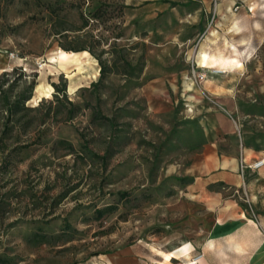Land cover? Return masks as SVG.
<instances>
[{"label": "rangeland", "instance_id": "374dc122", "mask_svg": "<svg viewBox=\"0 0 264 264\" xmlns=\"http://www.w3.org/2000/svg\"><path fill=\"white\" fill-rule=\"evenodd\" d=\"M0 77L36 81L0 122V264H264V0H0ZM211 197L253 222L199 233Z\"/></svg>", "mask_w": 264, "mask_h": 264}, {"label": "crops", "instance_id": "0c3cea01", "mask_svg": "<svg viewBox=\"0 0 264 264\" xmlns=\"http://www.w3.org/2000/svg\"><path fill=\"white\" fill-rule=\"evenodd\" d=\"M175 74L177 73L171 72L166 76L150 80L144 85V90L147 91L149 89L168 88V84L172 86ZM203 122V125L205 127L204 134L206 140L212 145H216L222 134H233V132L235 131L233 123L227 117H224L220 114H210L206 116V118H204ZM200 179L203 180V178L201 177L195 180V186H193L192 189L193 192H195V194L199 196L204 195V193H206L205 187L203 188L201 186L202 181H199ZM207 179L212 183L224 181L229 184H234L238 180V176L233 170L226 171L222 169L221 171L212 174ZM216 199L217 197L208 198L207 202H212V206H208L209 210L207 209L202 210L200 212H196L195 204L193 203H186L184 206L181 207V209H183L181 211L189 214L188 224L191 225L194 229H196V231H198L199 233L205 232L208 234L215 232L218 234L222 233L221 229H226L227 233H232L236 228L244 227L253 222L252 219H249L246 214L242 211L240 212L239 210H237L235 214L234 211L228 213L222 208L218 209V202L216 201ZM213 207L217 208H215V210L212 212L210 209H214Z\"/></svg>", "mask_w": 264, "mask_h": 264}, {"label": "trees", "instance_id": "16d2710c", "mask_svg": "<svg viewBox=\"0 0 264 264\" xmlns=\"http://www.w3.org/2000/svg\"><path fill=\"white\" fill-rule=\"evenodd\" d=\"M64 52L67 53H76L74 51H69L68 49L65 50L63 49ZM87 52V51H85ZM104 67L102 66L103 70ZM7 74L4 73L3 76H5ZM2 76V77H3ZM95 84V83H93ZM36 86V81H32L29 86H27L26 89H24L22 92H20L18 95L15 96V98H13V93H12V89L11 87L8 89H4L3 88V83L1 81V77H0V122L2 120V118L8 117L7 122L5 123V129H7L9 127V122H15V120L12 117H15L19 112H21L23 109L24 110H28L31 109L32 107H30L29 105H27V102L33 97V91L35 89ZM57 86V84L55 85ZM40 104H38L39 106ZM5 140L4 137L2 136L0 138V145L4 146L5 145ZM7 146V145H5Z\"/></svg>", "mask_w": 264, "mask_h": 264}, {"label": "built area", "instance_id": "2783aa9c", "mask_svg": "<svg viewBox=\"0 0 264 264\" xmlns=\"http://www.w3.org/2000/svg\"><path fill=\"white\" fill-rule=\"evenodd\" d=\"M241 158L242 159H241L240 170H241L242 175L247 169L259 170V169L264 168V153L261 156H259L257 159L251 162L247 161V157L244 155H242Z\"/></svg>", "mask_w": 264, "mask_h": 264}, {"label": "bare ground", "instance_id": "6f19581e", "mask_svg": "<svg viewBox=\"0 0 264 264\" xmlns=\"http://www.w3.org/2000/svg\"><path fill=\"white\" fill-rule=\"evenodd\" d=\"M66 54H68V53H66V52H62V55L64 56V55H66ZM199 57H201V64H203V65H207V63H204V62H207V55L206 54H200V56ZM52 59H54V60H57V56H54V57H52ZM41 85V84H40ZM39 86V85H38ZM192 112V111H191ZM168 256H170V258H171V255L170 254H168Z\"/></svg>", "mask_w": 264, "mask_h": 264}]
</instances>
